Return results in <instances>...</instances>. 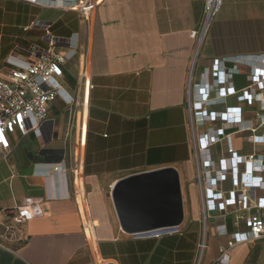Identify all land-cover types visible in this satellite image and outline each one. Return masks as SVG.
Returning a JSON list of instances; mask_svg holds the SVG:
<instances>
[{"label": "crops", "instance_id": "0c3cea01", "mask_svg": "<svg viewBox=\"0 0 264 264\" xmlns=\"http://www.w3.org/2000/svg\"><path fill=\"white\" fill-rule=\"evenodd\" d=\"M204 5V0H101L93 18L83 25L75 10L32 0H0V76L18 44L46 46L44 31L34 22H52L59 36L81 31L90 87L87 90L80 79L78 61L70 64L65 80L80 102L87 100L83 178L86 217L92 227L86 232L84 221L87 227L88 221L73 195L71 171L67 181L63 175L46 179L34 173L38 160L64 157L71 163L82 105L58 101L40 135L32 130L25 135L16 132L11 150L0 148V211L12 210L26 196L45 197L55 182L70 195L44 200V213L24 224L23 239L12 247L0 245V264H198L202 205L189 124L188 102L194 92L190 78L199 81L214 59L224 58L232 65L233 57L264 53V0H224L198 46L191 32L201 26ZM244 70L232 80L237 89L247 84L238 83L247 74ZM230 106L249 107L234 94L225 103L205 108L211 113ZM258 108L255 103L251 109ZM205 122L208 125L199 134L223 126L219 119ZM225 127L234 130L236 125ZM248 134H234L236 149L264 152V146L244 140ZM33 138L42 140V147L29 141ZM225 147V142L213 146V156L219 158ZM168 166L180 174L182 222L167 231L124 230L113 196L116 184L130 175ZM186 179L196 181L195 217L188 214ZM223 187H232L231 178ZM192 219L198 222L195 227ZM235 219L233 215L212 219L201 264H221L220 249L236 230ZM221 223L227 224L229 233L216 230ZM239 229L246 230L243 221ZM249 250V243L233 248L230 264H243Z\"/></svg>", "mask_w": 264, "mask_h": 264}, {"label": "built area", "instance_id": "2783aa9c", "mask_svg": "<svg viewBox=\"0 0 264 264\" xmlns=\"http://www.w3.org/2000/svg\"><path fill=\"white\" fill-rule=\"evenodd\" d=\"M46 5L75 10L80 14L83 25L93 18L101 0H32ZM65 1L79 4L65 5ZM224 0H204V14L199 29L191 35L197 38L198 46L204 40L213 20L219 13ZM44 31L43 38L47 45L32 44L23 47L20 44L6 58L7 69L0 76V148L9 152L12 147L11 136L16 132L23 135L34 131L40 135L42 124L49 119L54 103L64 102L66 105H82L78 125V139L71 149V163L63 157L58 161H35L34 173L49 179L55 175H63L67 181L68 172L73 173V195L78 201L86 232L91 231V223L86 217L84 200V146L86 143V106L87 100L80 102L68 86L66 71L72 62L78 61L79 74L85 88L90 87L89 60L87 52L81 50V31L69 36H59L52 30L53 23L38 20L33 23ZM224 58L214 59L211 67H206L200 80L192 81L195 87L194 100L200 107H210L225 103L229 95H238L247 108L230 106L227 110H213L202 114V121L220 120L223 126H211L193 140L196 161V179L202 205L201 233L198 243V264L208 247L209 225L218 215L221 218L233 215L235 231L231 232L226 245L221 247L218 261L230 264L231 250L244 243L255 242L264 238V152L256 149L242 153L236 149L233 136L235 133L248 132L247 141L253 145L264 146V53L236 56L227 64ZM247 84L237 89L232 81L234 76L245 73ZM86 98V96H85ZM259 103L258 110L251 109ZM79 111V113H81ZM251 113L253 117L246 118ZM226 124H235L234 130H228ZM260 130H263L261 133ZM225 142V150L221 156H213L212 147ZM229 178L232 187L225 189L223 183ZM69 196L55 182L48 188L45 197L26 196L23 202L12 210L0 211V245L12 247V243L20 242L24 224L44 213L43 201ZM218 212L221 214H218ZM244 213V215L242 214ZM243 221L246 230L239 229ZM218 232H227L226 223L216 224Z\"/></svg>", "mask_w": 264, "mask_h": 264}, {"label": "water", "instance_id": "95a60500", "mask_svg": "<svg viewBox=\"0 0 264 264\" xmlns=\"http://www.w3.org/2000/svg\"><path fill=\"white\" fill-rule=\"evenodd\" d=\"M113 196L123 229L135 234L176 229L184 218L180 174L172 166L123 178Z\"/></svg>", "mask_w": 264, "mask_h": 264}, {"label": "rangeland", "instance_id": "374dc122", "mask_svg": "<svg viewBox=\"0 0 264 264\" xmlns=\"http://www.w3.org/2000/svg\"><path fill=\"white\" fill-rule=\"evenodd\" d=\"M47 45V43H46ZM248 73V72H247ZM245 78V79H244ZM242 77L240 80H238L239 84H245L248 79L245 77ZM200 106L195 103V100L190 97L188 102V112H189V124H190V130H191V136L192 139L195 140L199 136V132L202 131V129H205V127L208 125V122L202 121L203 117L202 114H199V111H204L205 107H203L201 110L199 108ZM193 123L195 124V129L193 128ZM237 139V137H235ZM248 137L245 136L244 140L247 141ZM33 144H38L42 147V140L33 138L29 140ZM238 142L239 140H235ZM264 145V144H263ZM185 183V184H184ZM196 181L193 183L189 180H185L183 182V186L185 188V198H186V204L188 208V214L189 216L195 217L196 216ZM191 227H195L198 223L195 221V219L190 220ZM210 241V240H209ZM210 243V242H209ZM250 250L246 255L245 262L243 264H264V239H261L259 241H256L254 243H249Z\"/></svg>", "mask_w": 264, "mask_h": 264}, {"label": "bare ground", "instance_id": "6f19581e", "mask_svg": "<svg viewBox=\"0 0 264 264\" xmlns=\"http://www.w3.org/2000/svg\"><path fill=\"white\" fill-rule=\"evenodd\" d=\"M42 1H44V2H48V1H50V0H42ZM74 4H79L78 2L77 3H75V2H69V1H65V5H74ZM193 91L195 92V87L193 88ZM194 92H193V95H192V99L194 98ZM195 124L193 123V126H194ZM194 129H195V126L193 127ZM125 230V229H124Z\"/></svg>", "mask_w": 264, "mask_h": 264}]
</instances>
